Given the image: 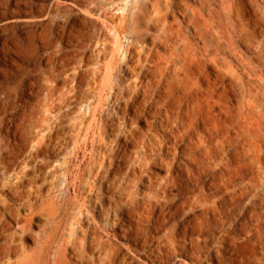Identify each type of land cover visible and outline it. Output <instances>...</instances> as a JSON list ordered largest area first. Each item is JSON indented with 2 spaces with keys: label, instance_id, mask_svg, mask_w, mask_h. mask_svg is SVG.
I'll return each mask as SVG.
<instances>
[{
  "label": "rangeland",
  "instance_id": "obj_1",
  "mask_svg": "<svg viewBox=\"0 0 264 264\" xmlns=\"http://www.w3.org/2000/svg\"><path fill=\"white\" fill-rule=\"evenodd\" d=\"M106 1L122 0H0V264H43L46 250L53 264L65 241L62 258L67 256L70 264H102L111 255L120 264H186L179 254L158 248L162 236L174 228L182 233L191 229L201 212L194 202L199 183L190 179L192 163L182 151L184 144L176 148L172 143V126H160L158 116H150L130 119L128 127L125 120L134 110L109 100L103 139L110 152L104 154L90 147L76 153L66 143L37 151L36 132L23 135L19 128L24 125L19 118L45 97L50 76L78 95L51 113L53 124L69 128L87 108L82 101L93 70L110 59V54L99 57L97 44L100 35L113 34L115 28L112 12L104 11ZM257 1L138 0V23L128 25L122 40L131 53L142 50V56L123 58L122 49L113 82L125 89L142 68H153L158 83L160 59L173 69L192 70L223 100L210 114L219 125L199 124L193 130L199 143L205 134L211 141L204 144L226 139L225 122L236 113L248 118L242 133L254 143L255 129L264 132V14L257 16ZM136 27L142 29L138 36L132 33ZM150 121L158 135L155 145L148 141ZM129 128L135 129L134 137ZM232 147L227 141L222 157ZM179 173L187 179L178 186L169 179ZM203 185L209 190L206 178ZM138 208L146 210L145 220ZM164 214L166 221L157 225L156 218ZM240 217H234L233 227L229 222L222 229L189 234L199 245V264H220L221 253L225 264H264V226ZM141 222L149 225V235L132 231Z\"/></svg>",
  "mask_w": 264,
  "mask_h": 264
},
{
  "label": "bare ground",
  "instance_id": "obj_2",
  "mask_svg": "<svg viewBox=\"0 0 264 264\" xmlns=\"http://www.w3.org/2000/svg\"><path fill=\"white\" fill-rule=\"evenodd\" d=\"M256 5L257 16L264 14V1L259 0ZM104 7L106 15L112 12L111 20L113 19V21L111 22L115 25V28L113 27V30L111 28L113 34L100 35L97 44L99 46V57L110 54V59L106 63L100 62L99 66L93 70V81L88 82L87 94L84 101H82L88 103L87 108L80 113V116L75 119L69 128L53 124L51 113L58 110L63 102L70 100L72 97L77 98L78 95L75 92L70 93L68 90L62 89L57 83L58 76H50L48 82L44 84L45 97H40L34 109L19 118L24 124L19 128L24 133L23 135L33 131L36 132L37 151L43 148L56 149L57 145L66 143L68 146H72L73 151L76 153L80 152L81 149L90 147V152L98 150L99 153L104 154L110 152L108 143L104 142L103 139L109 128V120L105 115V104H108L107 101L109 100L119 102L122 108H132L134 110L133 114L125 120L128 127L131 123L130 119L135 121L138 118L148 119L150 116H158L160 126H172L174 136V142L172 143L176 148L184 144L182 151L192 163L190 179L199 183V194L196 197L193 196L196 207L201 212L191 222V229L186 228L182 233L178 228H174L162 236L158 241V248L164 254L181 255H178V260L184 261L186 264H199V261H202L201 251L195 238L189 234H194L198 230L222 229L229 222L233 227L234 217L238 214L243 219L251 218L259 228L264 226V193H259L264 187V132H260L258 128L255 129L253 143L249 140L248 135L242 133L247 128L248 118L236 113L231 115L228 122H225L229 128L226 139H217L215 143L204 144V142L211 141V136L205 134L206 139L203 143H199V136L196 139L192 133L193 130H198L199 124L208 127L213 123L218 126L219 123L214 122L210 114L215 105L223 104V100L218 97L220 94L215 86L212 84L205 86L200 83L199 75L196 72L187 71L185 68L173 69L171 62L164 65V59L156 62V66L160 69L162 75L158 83L154 78L155 70L153 68H142L135 79L128 78L127 88L118 87L113 82L118 75V69L122 65L118 53L123 49V58L130 54L133 57L137 55L139 60L142 56V50H137L138 52L135 54L131 53L130 48L125 47L122 40L123 37H126L128 25L132 24L133 21L138 23L136 17L139 14L140 3H138V0L133 3L130 0L106 1ZM108 24L106 21L107 26H109ZM140 31L142 29L139 27L132 29L135 36H138ZM134 44H137L136 40ZM120 53L122 54V51ZM127 65L133 70L138 67L137 64H128V62ZM17 87H20L19 83L16 84ZM10 96L11 92L9 93ZM153 122L155 123V121L149 122L153 131L148 136V141L155 145L158 135L154 131L153 125L155 124ZM128 132V135L135 136L134 128H129ZM0 138H2V134H0ZM227 141L233 147L228 152L227 157H222L221 153ZM212 158L215 159V163ZM94 176L97 177L98 173ZM205 178L210 185L209 190L203 185ZM184 179L187 178L179 173L177 175L172 174L169 181L178 185ZM74 181L76 180L74 179ZM103 210L109 212L110 208L104 206ZM138 210L140 219L145 220L146 210L143 211L140 208ZM165 221L166 215L164 214L158 216L155 223L162 225ZM132 231L137 235H149V225L145 226L141 222L133 227ZM188 236H190V241H187ZM67 248L68 241L59 244L53 264H70L66 258L67 256L62 258ZM114 249L116 248L114 247ZM212 253L210 252V255ZM221 256L220 264H225V256L223 257L222 253ZM186 257L190 258L191 261ZM43 264H50L49 250L44 251ZM102 264H120V261H117L115 256L111 255L104 259Z\"/></svg>",
  "mask_w": 264,
  "mask_h": 264
}]
</instances>
